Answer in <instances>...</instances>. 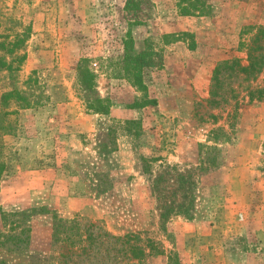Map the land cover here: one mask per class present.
Masks as SVG:
<instances>
[{
  "label": "rangeland",
  "instance_id": "374dc122",
  "mask_svg": "<svg viewBox=\"0 0 264 264\" xmlns=\"http://www.w3.org/2000/svg\"><path fill=\"white\" fill-rule=\"evenodd\" d=\"M204 1L185 16L182 0H0V264H66L56 217L157 243L120 264H264V68L214 78L247 65L264 0ZM126 38L155 61L142 86ZM82 59L108 114L81 99ZM179 173L191 202L162 219Z\"/></svg>",
  "mask_w": 264,
  "mask_h": 264
},
{
  "label": "trees",
  "instance_id": "16d2710c",
  "mask_svg": "<svg viewBox=\"0 0 264 264\" xmlns=\"http://www.w3.org/2000/svg\"><path fill=\"white\" fill-rule=\"evenodd\" d=\"M188 2V7L181 9V14L188 15H206V5L204 0H182ZM165 37L168 35H164ZM20 35H15L16 41L14 44L19 43ZM13 41V42H14ZM264 25L256 28L249 42L241 41L240 46H244L247 52V65L243 66L239 61H224L217 66L215 80V88H219V81L217 75L220 73V69L224 68L230 71L237 70L246 75L257 74L264 68ZM132 40L126 38L123 41L124 54L122 56L121 63L127 73H131L134 77L133 84L142 86V70L145 67L156 66L155 61L151 58L150 51H131L130 45ZM12 45V43H11ZM153 53V51H151ZM156 53V52H155ZM154 54V53H153ZM23 56H19L22 60ZM86 59H82L77 67V80L81 89L84 105L87 110L93 113L108 114L110 110V101L107 98L101 97L95 87V74L89 69V66L85 63ZM6 68L12 70L13 66L7 64ZM130 71V72H129ZM216 89H211V98L217 95ZM264 90V89H261ZM17 92L9 91L2 95L4 99L11 97ZM154 102L153 99L150 101ZM28 105V103H26ZM128 122V121H127ZM176 169V168H175ZM179 180H175L177 187L181 191V201L174 205L175 201H169V204H173L171 209L160 213V217L164 219L167 212L185 213L187 212L188 205L190 204V184L188 179L182 173L177 174ZM161 175L155 179V184L160 183ZM176 187V188H177ZM159 188L155 187L157 192ZM159 194V193H158ZM176 194V192H175ZM53 243L61 244L60 257L64 259L67 264L71 259V255L76 257H83L86 264H120L123 261H134L140 263L144 257L150 255V252H158L159 247L157 243L152 239L141 238L138 233H126L124 235H113L105 231L102 227L96 225L93 222H82L78 217L72 219L55 218L53 223L52 233ZM151 243V245H149ZM149 250V252H147ZM78 251V253H76ZM94 260V261H93Z\"/></svg>",
  "mask_w": 264,
  "mask_h": 264
}]
</instances>
